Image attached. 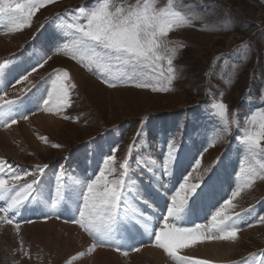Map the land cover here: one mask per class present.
<instances>
[{
	"label": "rangeland",
	"instance_id": "rangeland-1",
	"mask_svg": "<svg viewBox=\"0 0 264 264\" xmlns=\"http://www.w3.org/2000/svg\"><path fill=\"white\" fill-rule=\"evenodd\" d=\"M14 2L23 3L25 0H14ZM93 2L94 0H57L56 3L36 12L30 27L13 34L7 33V27L0 25V39L4 42L0 50V62L9 61L12 72L11 75L6 72L4 77L0 78V95L6 90L8 92L6 99L19 97L21 101H25L27 95L35 92L33 97L37 96L39 107L34 110L37 98L31 97L28 104H33V107L26 105L23 109L29 117L33 116L32 112H43L40 110L42 94H45V90L50 87V77L55 70H67L69 73L72 69L76 70L85 83V87L75 83L77 87L73 95L74 103L64 113L71 117L70 119L65 120L50 113L49 116L54 117L55 123H45L43 126L30 123L26 127L27 131L21 130L12 136L8 143H0V150L3 153L0 158L13 164L18 171H32L37 165H48L42 183L45 184L48 193L54 195L55 179L61 170L66 177H91L101 165L102 157L110 154L112 149H118L114 153L117 157L115 166L118 174L119 165L126 157L129 146L134 142L139 155L147 159L150 154L158 164L162 163L166 144L170 140L178 146L179 152L185 151L190 146L192 150V153L188 154V157H191L190 161L186 163V169L178 179L170 180L173 173L169 178L157 172L162 187L152 180L149 173L137 170L140 183L143 186L147 185L146 189L144 187V195L149 198L151 204L149 208L164 209L162 215L157 217L160 219L158 226L163 227L162 217L166 215V205L173 194L170 192L172 188L170 186L176 185L182 176L187 177L190 184L203 185L209 181L211 183L218 164L227 158L242 183L243 168L249 165L257 167L260 163V159L243 160L242 146L235 139L239 134L235 127L232 128L230 135L215 146H210L213 139L211 131L213 122L208 113L211 111L209 105L214 100L220 99V93H223V102L228 105L229 118L231 119L233 113L238 112L241 126L245 123V116L257 108H264V0H183L184 6L201 15L203 19L196 20L192 26L170 34V40L182 41L186 47L179 52L178 58L174 61L178 70V79L172 85L173 90L168 92H153L150 89L134 86L111 88L102 82L95 70H89L78 60L72 59L70 49L66 51L63 46L56 49L53 44L48 46V49H53L52 51H46L41 46L35 49L34 45H37L38 39L43 37L42 33L46 29L54 31L60 23L56 20L58 14L64 16L70 10L80 6H90ZM128 3H135V0H128ZM6 19L5 17L4 20ZM1 21L3 19H0V23ZM205 24L210 26L209 30H203ZM213 25L216 26L215 30L211 27ZM220 25L225 26L223 30L220 29ZM242 46H248V50L243 62H240L239 53ZM26 54L31 55L30 66L27 69L35 64L36 58L45 55H51L52 58L31 74L29 80L35 84V87L26 94L20 92L15 95L13 91L23 73L16 75L13 71H17L24 59H27ZM20 60L22 62L17 66ZM225 60L228 62L229 71L233 63L238 65L237 71L232 74L228 82L217 75L222 70ZM72 81L75 82L73 78ZM43 84L45 90L41 88ZM23 87L20 91L30 87L28 81ZM28 109H31V112ZM20 121L25 120L18 122ZM8 128L10 127H0V130ZM39 135L47 136L49 143L40 141ZM52 144H59L61 147H52ZM193 149H196L194 154ZM201 155L202 160L199 167H196L195 162ZM131 159L133 161L138 159L137 152H133ZM177 172L178 170L174 174L177 175ZM27 179L31 180L32 177L29 176ZM156 186L165 194L163 198L160 197L166 200V202L162 200L163 206L161 201L159 202L161 208L151 203L153 190L159 191ZM234 190L235 188H230L229 192L223 194L221 200L218 201L217 198L211 202L206 201L209 194L205 192L196 206L200 203V206L210 208L207 213L210 215L221 208ZM142 204L139 205L140 208H143ZM227 210V215L242 213V231L239 233V239L233 243L238 249L233 251V258L227 263L238 264L243 257L264 252V224L255 223L258 216L264 215V180H257L251 188L244 189L240 196L232 200V205L228 206ZM145 211L153 214L146 209ZM48 215H51V218L45 219ZM16 219L21 222L20 236L25 241V247L30 249L32 258H21V254L16 251L19 237L14 227L7 230L6 223L2 222L0 264H67L72 256L79 253L73 249L74 253L69 252L71 248L66 252L63 244L67 238L65 232L59 228L48 230L45 225L39 226L40 223H37L54 219L63 223L67 220L68 224L76 225L70 222V214L62 207L52 213L47 204L33 202L21 209ZM26 220L34 221L37 226L25 223ZM205 220L206 223L208 222L205 227L211 230L210 221L206 218ZM248 224L253 226L248 227ZM76 226L83 232L78 225ZM149 240V237L140 239L139 243ZM109 248L103 249L117 252L114 248ZM63 252L66 255L62 256ZM259 259L264 257H258L257 264ZM81 263L93 264L90 254L86 252L85 257L72 262V264ZM122 264L130 263L125 260Z\"/></svg>",
	"mask_w": 264,
	"mask_h": 264
},
{
	"label": "snow or ice",
	"instance_id": "snow-or-ice-1",
	"mask_svg": "<svg viewBox=\"0 0 264 264\" xmlns=\"http://www.w3.org/2000/svg\"><path fill=\"white\" fill-rule=\"evenodd\" d=\"M56 2L57 0H25L21 3L0 0V19H8L7 33H16L31 26L36 12ZM199 19L203 17L184 6L183 0H135V3H128V0H94L90 6H80L66 12L64 16L57 15L56 20L60 23L54 29L53 47L59 49L63 46L66 51L70 49L71 58L78 60L89 70H95L108 87L134 86L153 92H168L173 90L172 85L178 79L174 61L186 47L182 41L170 40V34L192 26ZM211 27L215 30L216 26ZM219 27L223 30L225 26ZM209 28L208 24L203 26V30ZM247 50L248 46H242L240 62H243ZM51 58V55L42 56L36 60L31 70L25 69L26 74L21 75L17 83L28 81L30 87L22 89V94L35 87L29 77ZM227 64L225 60L222 70L217 73L225 82L231 79L238 68L233 63L229 71ZM6 72L12 74L7 60L0 62V78ZM76 87L67 70H55L50 77V90H45L46 98L42 99L40 110L61 116L65 120L70 119L64 113L74 103ZM219 95L220 99L209 105L211 111L208 115L213 122L210 146H215L230 135L235 127L239 133L235 139L242 146L243 160L260 159L257 167L249 165L243 168V182L224 201L225 206H231L232 200L240 196L244 189L251 188L257 180H264V108H257L245 116V123L241 126L238 112L233 113L230 119L228 105L223 102V93ZM7 96L6 90L0 95V127H11L19 120H28L29 115L23 110L26 108L23 101L19 97L6 99ZM28 111L31 112V109ZM38 138L45 144L49 143V138L45 135H39ZM51 146L61 147L59 144ZM117 150L112 149L110 154L102 157L101 165L91 177H66L61 170L55 179L54 195H50L42 183L48 165H37L32 171H18L13 164L0 158V213L3 214L0 215V222L14 227L19 237L16 251L21 254L22 259H31L32 255L20 236L21 222L16 217L21 209L33 202L47 204L52 213L61 207L68 212L70 222L78 225L92 239L87 254L105 247L120 252L123 245H127L123 251L125 256L129 252H140L149 245L136 243V234L139 233L147 234L151 245L163 250L176 264H192L195 258L180 255V249L198 242H236L239 239L242 213L227 215L224 207L211 215V230L199 224L193 227L177 226L187 222L195 212L197 200L205 194L210 181L203 185L190 184L188 178L182 176L170 189L173 194L166 205V215L162 217L163 227L158 226L160 219L153 223L155 213L146 214L139 207L141 203L148 207L151 204L144 195L137 170L149 173L152 180L162 187L157 172L171 178L174 167L180 163L178 146L172 140L166 144L165 155L160 164L150 154L147 159L139 155L134 142L120 163L118 174L115 166L117 157L114 154ZM134 151L137 152L138 159L133 161L131 157ZM200 160L202 155L196 160V167H199ZM29 176L32 177L31 180L27 179ZM49 218L51 215L45 217ZM255 223L264 224V215L258 216ZM247 226L252 227L253 224ZM85 255V251H80L67 264H72ZM258 257H264V252L243 257L238 264H257ZM195 264L210 262L196 260ZM259 264H264V259H259Z\"/></svg>",
	"mask_w": 264,
	"mask_h": 264
},
{
	"label": "bare ground",
	"instance_id": "bare-ground-1",
	"mask_svg": "<svg viewBox=\"0 0 264 264\" xmlns=\"http://www.w3.org/2000/svg\"><path fill=\"white\" fill-rule=\"evenodd\" d=\"M0 25L7 27L8 26V20L7 19L4 20V18H3V21H1ZM11 34H13V33H11ZM42 34H43L42 35L43 37H40L38 39V41L36 42L37 45H34L35 49H37V47L41 46V47H43L44 50H46V49H48V46H50L52 44L54 45V43H55L54 31H51V29H46ZM43 41H44V43H43ZM3 46H4V42L2 41V39H0V50H2ZM27 58H28V63H27V61H25V64L27 63V67H29L30 66V64H29L30 58H29V56ZM25 64H24V66H25ZM27 67H21V69L25 70V69H27ZM70 75L72 76L73 80L75 81V83L78 86L85 87L84 86L85 83H83L84 80L79 76V74L77 73L76 70H73V69L70 70ZM29 79H30V77H29ZM26 82L27 81H23L21 83H18L17 86L15 85L16 89L14 90V88H15V86H14L13 87V90H14L13 93L15 95L20 93L21 92L20 88H22L26 84ZM41 88L45 90V85L43 84L41 86ZM47 90H50V87ZM39 95H41V94H39ZM43 98H46V94H43L41 99H43ZM49 114L50 113H47L44 111L42 113L37 111V112H35V114H33V116L29 117V119L27 121H24V122L20 121V122L16 123L15 125H12L8 129L0 130V143H2V142L8 143L9 140L11 139V137L14 136L17 132H19L21 130L27 131L26 127L30 123H35V124H38L40 126H43L45 123H50V122L55 123L54 117L53 116L50 117ZM51 115H53V114H51ZM58 122H60V121H58ZM37 147L41 148L40 146H37ZM188 147L189 148L185 149V151L179 152L178 158L180 160V165L177 166L178 167L177 169H176V167H174L173 172H172L173 175H172V178L170 180L174 179V181H175V179L176 178L178 179V177H180V175H182V172L185 171L186 163H188V161H190L189 158H191V157H188V154H190V152L192 153L191 147L190 146H188ZM3 151H5V150H3ZM195 151H196V149H193V154L195 153ZM7 152H9V151L7 150ZM7 152H4V153H7ZM2 154H3L2 150H0V156L1 157H2ZM180 155H182V157H180ZM226 159L227 158H225L224 160H222L218 164V166L215 170V173L213 174V178L211 180V183L209 184V187L205 190V192H207L209 194V198L207 199V202H211L212 200L217 199V198H218V201L221 200L223 194H225L226 192H229L230 188L233 187L236 189L241 184L240 177L235 175L236 172L234 171V169L232 167V163L228 162V160H226ZM177 170H178L177 175H175L174 173ZM173 185H175V184H173ZM143 187H145V189H146L147 185H144ZM156 187H157V189L159 188L158 186H156ZM170 187H173V186H170ZM153 191H154L153 192L154 196L157 195V197H162V198H163V196H165V194L163 193V190H160V188H159V191L158 190H153ZM241 197H242V195H241ZM162 200H163V202H166L165 198L160 200L161 203H162ZM161 203H159L160 208H161ZM141 206L143 207L142 208L143 210L146 208L144 204H142ZM221 207L225 208V214H227V212L229 210V209L227 210L228 206H225L224 204H222ZM162 210H163V208H161V210L156 208V209H153L152 212L155 213V217H158L159 215H161ZM218 210H215V212ZM215 212L213 213V215L215 214ZM0 215H1V213H0ZM155 217L153 218L154 224H155V221L157 220V218H155ZM1 223L2 222H0V224ZM37 223H40L39 226L45 225L48 228V230L51 228H52V230H54V228H55V230L57 228H59V230H62L63 232H65V234H67V238L63 244L66 248V252L70 250L69 248H71V251H69V252H72L73 250L76 253L80 252V251L87 252V248L92 243L91 239L89 237H87L82 231H80L76 225L68 224V222L63 223L62 221L51 219V220L45 221L44 223H41V222H37ZM209 223L211 225V219H210ZM30 224L32 226L33 225L37 226V224H35V223H30ZM30 224H25V225L30 226ZM5 226L7 227V230L13 229L12 225L6 224ZM186 227H190L189 224ZM136 235H137V239L144 237V235H140L139 233H137ZM137 239H136V242H137ZM233 243L234 242H226V241H210V242H203V243L198 242L194 245L180 249L179 252H180V255H182V256H189V257L195 258V260L192 262L193 264H195L196 260L209 261L210 264H229L227 262H230L232 260L233 255H234L233 251L238 249L235 247V245ZM125 249H126V247H123L122 250H125ZM74 251H73V253H74ZM61 254L63 256V254H65V252H63ZM90 260L93 261V264H117V263L122 264L123 261H125V260L128 261L130 264H176V262L171 257H168L167 254L163 252V250L158 249L152 245L143 247L140 252H131V253L129 252V254L127 256L123 255V253H117V252H113L111 250L98 248L94 253H90ZM120 260H121V262H120Z\"/></svg>",
	"mask_w": 264,
	"mask_h": 264
}]
</instances>
